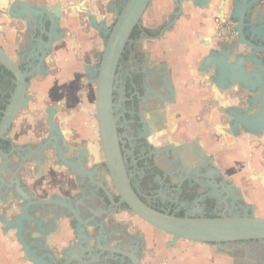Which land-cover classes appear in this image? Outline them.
<instances>
[{"label": "crops", "instance_id": "1", "mask_svg": "<svg viewBox=\"0 0 264 264\" xmlns=\"http://www.w3.org/2000/svg\"><path fill=\"white\" fill-rule=\"evenodd\" d=\"M7 1L17 3L16 12L26 10L28 13L33 9H42L56 3L64 8L58 28L60 38L54 41L50 50V53L57 54V60L62 63L64 73L66 67L72 71L71 65L75 62L71 54H65L68 48H74L76 51L73 52L74 55L77 52L83 55L92 47L96 48L99 43L101 49L97 53L100 55L106 37L105 30L112 23L109 17L115 18L125 2V0ZM95 5L102 7L103 11L95 10ZM79 6L88 9L94 15L97 26L102 24L99 29L93 28L95 35L93 44H89L80 35L71 42L67 39L69 34L75 36L80 30L78 18L85 13L79 11ZM148 8L152 14L151 37L155 39H142L143 47L149 69L155 70L158 76H168L172 83L177 109L184 116L180 126L181 133L186 135L187 139L199 137L204 154L213 157L224 183L229 184L228 188L239 194L241 204L245 208L252 211L256 217L264 218V130L260 135H256L249 132L241 123L232 126L235 119L252 115L256 111L255 105L249 107L247 103L253 94L247 93L236 84L225 87L221 81V66L230 65L238 56L245 54L247 49L239 46L236 40L224 42L214 37V18L223 12L232 21L234 0H151ZM24 17H28L27 14ZM85 17L87 19L86 15ZM31 18L39 19L38 16ZM259 19H264V3L249 16L248 22L253 28L254 20ZM27 31L29 30L23 21L19 19L6 21L5 17L0 15V47L10 57L24 46ZM31 35L28 37V43L32 42ZM83 56L84 62L81 67L85 66V62H90L85 60L86 55ZM50 58L51 55L47 58L48 64ZM71 74L70 77L59 78L60 81L59 79L54 81L55 79L48 75L43 77L44 84H39L40 79L36 78L29 89V128L17 144L31 143L37 146L30 148L33 154H36L34 151L42 145L40 139L36 140L37 131L43 129L47 122V111L54 107L45 104L42 108L37 102L40 98L56 100V103L64 102L61 112L52 120L54 126L59 128L62 142L49 144L50 147L43 151L44 153L48 151L46 156L44 154L29 160L17 179L20 190L29 195L31 201L67 199L75 202L77 199L84 201L88 196L86 191L76 189L77 176L71 170L66 171V165L59 161L61 159L55 154L62 153L64 156L61 151L66 148L71 157L77 150L88 159L90 156L87 154L88 147L96 144L92 137L93 131L91 132L95 126L90 124L92 95L90 91L81 92L78 87L79 77L75 78V72ZM83 82L89 84L85 79ZM47 135L46 133L39 137L42 140L48 138ZM85 141L89 142V146L84 145ZM50 149H54L53 154ZM83 162L81 161L83 169L91 174L90 165ZM1 164L0 159V167ZM6 165L0 169V264H32L17 239L18 226L12 225L24 202L19 199L14 186H10L11 175ZM84 177L81 178L82 183ZM77 194L81 197L75 198ZM26 214L27 218L22 221L24 228L22 238L34 257H42L44 260H48L46 257L50 255L60 257L62 250L75 243L70 229V224L74 225V221L64 220L65 214L58 206L49 204L44 209L31 207ZM110 216L114 218L115 223L108 224L105 220L99 223L103 232L114 233L119 238L117 242L122 246L134 249V244L139 245L142 252L138 255V264H207L211 260L207 256V251L198 248L197 243L179 240L172 247H167L170 237L131 216L127 210H113ZM181 241L185 244L180 245ZM107 243L110 242L107 240ZM187 243L197 246L191 247ZM192 250H197V254L190 255L193 253ZM183 255L187 256L186 259L177 262L176 258L178 256L183 258ZM95 264L104 263L101 261ZM125 264L129 263L126 261Z\"/></svg>", "mask_w": 264, "mask_h": 264}, {"label": "water", "instance_id": "2", "mask_svg": "<svg viewBox=\"0 0 264 264\" xmlns=\"http://www.w3.org/2000/svg\"><path fill=\"white\" fill-rule=\"evenodd\" d=\"M150 3L151 0H125L111 25L105 30L106 37L103 41V48L95 71V79L89 82L94 85L96 142L98 143L99 141L106 172L118 197L116 207L124 205L125 210L130 212L131 216L170 237L167 247H172L179 240L209 246L233 241H264V218L256 217L252 211L243 205H241L243 213L234 216L222 214L215 218L177 217L172 214L159 212L144 204L129 183L113 117V81L119 59L125 46L130 42V35L133 29L135 27L148 29L151 31V35L147 36L141 33V38L144 40L155 39L151 37L153 36V28L152 14L148 8ZM261 3H264V0H234L231 19L235 24L234 28L237 33L236 43L245 47L247 52L238 56L228 66L221 64V81L224 86L236 84L247 91V93L253 94L247 100V103L249 107L256 106V111L252 115L235 119L232 126L235 127L237 123H241L249 132L256 135H260L264 130V19L254 20L252 28L248 18ZM16 4L7 0L0 1V15L5 17L6 21L11 19L23 21L30 31L36 29L35 25H31V23L37 22L41 34L46 37V41L38 40L40 57L37 70H39L54 41L60 38L58 28L64 8L59 3H56L51 6H45L42 9H33L26 13V10H17L16 12ZM79 11L85 13L93 28H101L102 24L96 25L95 17L88 9L79 6ZM30 13H32V16H30ZM25 14L28 17H24ZM33 16H38L39 19L31 18ZM45 23L49 25L47 30L45 29ZM142 39L139 41L141 51L149 69ZM41 47L44 51L40 50ZM0 65L15 78L14 91L2 112L0 120V141L6 139L13 127L9 137L17 144L29 128V96L27 95V90L29 89V80L33 79L35 71H21L16 62L11 59L2 47H0ZM63 104L64 102L61 101L55 108H50L47 111V124L51 128V132L45 140V144H42L38 150L34 151L36 154H40L47 145L55 143L51 140L62 138L59 134L57 137H53V131L57 128L52 120ZM10 155V152L6 153L0 149V159L2 160L0 169L9 164ZM81 161L83 159L79 158L74 163L75 167L71 170L77 176L78 180L75 182L77 185L82 183L81 178L83 176L89 177L92 181L91 174L83 169ZM21 166L22 164H18L15 174L9 168L7 169L11 175L10 186H14L13 188L19 195V199L24 202L19 215L16 219H13L12 225L18 226L17 239L32 264H95L101 261L106 264L108 261L119 262L124 259H127L129 264H138V254L135 250L126 245L122 246V244L117 242L119 238L114 233H104L101 225L96 223L95 217H97L98 213L86 206L83 200L77 201L75 205L71 204L67 199L31 201L29 195H25L18 186L16 172L20 171ZM78 203L82 205L87 215L81 217L77 206ZM49 204L56 205L63 211L64 209L67 211L64 215V220L73 219L74 225L70 224V229L73 232L75 243L62 250L60 257H51L50 255L46 257L48 260H44L42 257H34L28 246L25 245L22 238V231L24 230L22 221L27 218L26 213L31 207L44 209ZM88 228L90 231H86ZM107 240L110 243H107Z\"/></svg>", "mask_w": 264, "mask_h": 264}, {"label": "flooded vegetation", "instance_id": "3", "mask_svg": "<svg viewBox=\"0 0 264 264\" xmlns=\"http://www.w3.org/2000/svg\"><path fill=\"white\" fill-rule=\"evenodd\" d=\"M31 25H35L36 29L26 32L24 46L11 57L21 71H35L33 79L29 80V89L36 78L48 77L49 66L46 61L51 55L49 51L43 65L37 70L40 57L38 40L46 41V37L41 34L37 22ZM48 27V23H45L46 30ZM30 34L33 39L28 43ZM141 39L139 35L136 40H130L125 46L115 72L112 91L117 137L125 172L133 191L144 204L174 216L215 218L222 214L228 216L242 214L239 194L229 189V184L224 183L213 157L204 154L199 137L187 139L186 135L181 133L180 126L184 116L177 109L172 83L168 76H158L155 70L147 68L139 42ZM40 50L44 51L42 47ZM99 59L100 55H93L91 62H85V66L82 67L83 79L87 82L95 79ZM14 83V76L0 65V105L4 99L8 103L14 91ZM60 112L61 109L55 115ZM45 127L49 135L51 128L47 122ZM12 129L13 127L5 139L9 143L8 146L3 148L0 141V149L11 153V161L6 166L12 173L15 174L18 164H22L20 171L16 172L18 179L23 173L24 165L32 158L44 154L46 156L48 151L46 153L43 151L50 145H47L42 153L33 154L30 148L37 146L31 143L16 144L9 137ZM58 134L61 135L59 128L53 131V137H57ZM39 135L36 140L40 139L41 144H45L47 138L41 140ZM51 141L61 143L62 138ZM84 145L89 146V142L85 141ZM53 151L54 149L51 150L52 154ZM61 152L64 156L62 153L55 154L61 159L59 161L66 165V171L73 170L74 163L79 158L83 159V164L90 165L93 180L85 176L81 185L75 184L76 189L87 192V199L83 202L98 213L95 217L96 223L104 220L108 224L115 223L110 215L113 210H125V206L116 207L118 197L106 172L99 141L88 147L87 154L90 155L88 159L77 150L73 152L72 157L66 148ZM76 197L81 196L77 194ZM77 201L79 199L71 204L75 205ZM77 206L81 217L87 215L82 205L78 203ZM63 213L66 214L67 211L64 209ZM212 246L228 264H264L262 240L233 241ZM134 250L138 255L142 252L141 247L136 244ZM126 261L129 263L127 259L107 263L125 264Z\"/></svg>", "mask_w": 264, "mask_h": 264}, {"label": "rangeland", "instance_id": "4", "mask_svg": "<svg viewBox=\"0 0 264 264\" xmlns=\"http://www.w3.org/2000/svg\"><path fill=\"white\" fill-rule=\"evenodd\" d=\"M94 9L95 10L98 9L101 12L103 11V8L102 7H99V6L97 7V5L94 6ZM113 20H114V16H110L109 17V21L113 22ZM78 21H79L80 30H79L78 34H76L75 36H72V35L69 34L67 36L68 41L71 42L73 40H76L75 38H77L80 35L83 39L87 40L89 42V44H93V42L95 43V41H94L95 40V35H94V32H93L94 29L91 26V24L89 23L88 19H86L85 15L84 14L79 15ZM92 48H91V50L89 49V51L86 54H83V55H86L85 56V60H87V61L90 60V62H91V59H92V57H93L94 54L95 55H98L99 54L97 52L101 49V45H99V43H98V45H97L96 48H94V49H92ZM73 52H76L74 50V48H71V49L68 48L67 51H65V54L66 55L71 54V56L75 60V62H73L72 65L70 64L73 67L72 71H70L66 67V69H65L66 70L65 71L66 73L63 72L64 71V68L62 67V63L59 60H57L58 59L57 54L55 52L54 53H51V58H50L49 64H48V66H49L48 67V69H49V75L52 77V79H55L54 81H56L59 78L70 77V75H72L71 73L72 72H75V78L79 77V79H78V87H79V90L81 92L90 91V95H92V96H90V101L92 102L91 105H90V124H94V126H95V128L93 127V129H91V132L93 131L92 137H93V140L96 141V125H95V120L93 118V115H94V92H93L94 85H92V84L86 85L83 82L84 81V79H83V75L84 74H83V68L81 67V65H83L82 62H84L83 61L84 56L81 55L79 52H77V54L74 55ZM39 79H40V81H43V82L38 81V83L39 84H44L45 78L40 77ZM59 81H60V79H59ZM31 93H33V90H31ZM29 94H30V92H29ZM40 99L37 102V105L38 106H41L42 108H44V105L45 104H49L50 106H55L56 105V100H53L52 101V100H50L48 98H46V99L43 98L44 100L43 99L40 100ZM38 112L40 113V111H38ZM46 132H47L46 131V127L44 126L42 130L37 131V135H39V134H45ZM72 138H74V136ZM179 243H180V245H182V244L184 245L185 244V242H182V241L179 242ZM191 243L190 244L187 243V244L189 246H191V247H192V245L197 246V244H191ZM198 245L199 246H197V247L198 248L201 247L200 248L201 250L207 251V256L211 258V260H209V262H207V264H214L216 262H218V263L220 262V264H228L227 261H226V259H223L221 257V254L218 253L214 249L213 246H209V245H205V244H204V246H203V244H198ZM192 251H193V253L190 254V255H196L197 254L196 253L197 250L196 251L195 250H192ZM178 255H180V254L178 253ZM186 257H187L186 255L185 256L183 255V258H182V256H178V258H176V260H178L177 262H179L180 260L182 261L184 258L186 259ZM213 261H215V262L214 263H211Z\"/></svg>", "mask_w": 264, "mask_h": 264}, {"label": "built area", "instance_id": "5", "mask_svg": "<svg viewBox=\"0 0 264 264\" xmlns=\"http://www.w3.org/2000/svg\"><path fill=\"white\" fill-rule=\"evenodd\" d=\"M214 37L217 40L228 42L236 40L237 33L235 31V24L230 21L222 12L218 14L214 20Z\"/></svg>", "mask_w": 264, "mask_h": 264}, {"label": "trees", "instance_id": "6", "mask_svg": "<svg viewBox=\"0 0 264 264\" xmlns=\"http://www.w3.org/2000/svg\"><path fill=\"white\" fill-rule=\"evenodd\" d=\"M141 33H143V34H145L147 36L151 35V31L150 30H148V29H142L141 27H135L133 29L131 35H130V40H136L138 38V36L141 35ZM6 105H7V100H5V99L2 100L1 105H0V120H1V117H2V112L4 111ZM8 144H9L8 141H6V140H3L2 141L3 148H6L8 146ZM177 217H182V216L177 215Z\"/></svg>", "mask_w": 264, "mask_h": 264}]
</instances>
